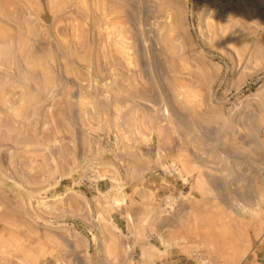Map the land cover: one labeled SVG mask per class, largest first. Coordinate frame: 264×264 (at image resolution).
<instances>
[{
    "label": "rangeland",
    "instance_id": "374dc122",
    "mask_svg": "<svg viewBox=\"0 0 264 264\" xmlns=\"http://www.w3.org/2000/svg\"><path fill=\"white\" fill-rule=\"evenodd\" d=\"M264 264V0H0V264Z\"/></svg>",
    "mask_w": 264,
    "mask_h": 264
},
{
    "label": "crops",
    "instance_id": "0c3cea01",
    "mask_svg": "<svg viewBox=\"0 0 264 264\" xmlns=\"http://www.w3.org/2000/svg\"><path fill=\"white\" fill-rule=\"evenodd\" d=\"M258 264H262V263H258Z\"/></svg>",
    "mask_w": 264,
    "mask_h": 264
}]
</instances>
